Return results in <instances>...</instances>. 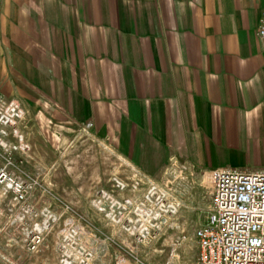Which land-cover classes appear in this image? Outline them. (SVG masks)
Returning a JSON list of instances; mask_svg holds the SVG:
<instances>
[{
  "label": "crops",
  "instance_id": "1",
  "mask_svg": "<svg viewBox=\"0 0 264 264\" xmlns=\"http://www.w3.org/2000/svg\"><path fill=\"white\" fill-rule=\"evenodd\" d=\"M263 4L0 0V97L46 96L54 122L91 124L144 180L176 163L263 171Z\"/></svg>",
  "mask_w": 264,
  "mask_h": 264
},
{
  "label": "rangeland",
  "instance_id": "2",
  "mask_svg": "<svg viewBox=\"0 0 264 264\" xmlns=\"http://www.w3.org/2000/svg\"><path fill=\"white\" fill-rule=\"evenodd\" d=\"M49 100L42 96L37 105L26 107L18 100L24 115L17 129L27 146L11 152L8 164V170L34 184V208L48 207L59 214L67 205L81 215L82 241L91 253V264H199L195 231L209 222L211 214L206 176L176 163L162 177L144 180L125 158L115 155L108 141L96 138L91 124L54 122ZM7 141L13 143L15 138L8 135ZM1 152L0 166L5 165ZM150 184L176 208L159 221L138 210ZM104 192L130 203L125 210L110 212L109 200L100 197ZM103 206L108 212L100 210ZM10 207V196L0 187V262L61 264L55 247L60 226L46 234L37 251L27 252L22 224L14 221L16 211ZM144 227L148 232L142 237ZM9 240L16 247L8 248Z\"/></svg>",
  "mask_w": 264,
  "mask_h": 264
},
{
  "label": "built area",
  "instance_id": "3",
  "mask_svg": "<svg viewBox=\"0 0 264 264\" xmlns=\"http://www.w3.org/2000/svg\"><path fill=\"white\" fill-rule=\"evenodd\" d=\"M257 35L264 40V4ZM23 115L17 99L0 97V150L5 159V165L0 166V187L4 194L10 196L9 210L16 211L14 221L22 224L24 248L27 252L37 251L44 243L46 234L60 226L55 241L59 262L91 264V253L82 241L84 226L81 223L85 219L67 205L59 214L48 207L35 209L31 201L34 184L8 170L10 153L24 150L27 146L17 129ZM8 135L13 136L15 142H8ZM205 176L210 183L211 214L209 222L195 231L198 263L264 264V170L217 168L207 170ZM100 197L109 200L110 212H113V208L125 210L130 203L129 200H114L105 192ZM139 206L140 215L152 214L158 221L176 209L154 184L148 185ZM100 210L107 209L103 206ZM147 232V227H144L140 235L144 237Z\"/></svg>",
  "mask_w": 264,
  "mask_h": 264
}]
</instances>
